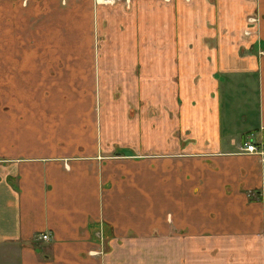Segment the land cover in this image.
<instances>
[{"label": "crops", "instance_id": "1", "mask_svg": "<svg viewBox=\"0 0 264 264\" xmlns=\"http://www.w3.org/2000/svg\"><path fill=\"white\" fill-rule=\"evenodd\" d=\"M263 125L264 0H0V255L264 264Z\"/></svg>", "mask_w": 264, "mask_h": 264}, {"label": "built area", "instance_id": "2", "mask_svg": "<svg viewBox=\"0 0 264 264\" xmlns=\"http://www.w3.org/2000/svg\"><path fill=\"white\" fill-rule=\"evenodd\" d=\"M111 1V0H107ZM253 134L249 137L247 141H244L241 150L243 152L257 154L261 157L263 163H264V125L261 127V135L258 140H255L252 138ZM43 239H47L48 235L43 234Z\"/></svg>", "mask_w": 264, "mask_h": 264}, {"label": "rangeland", "instance_id": "3", "mask_svg": "<svg viewBox=\"0 0 264 264\" xmlns=\"http://www.w3.org/2000/svg\"><path fill=\"white\" fill-rule=\"evenodd\" d=\"M98 41H99V38H98ZM183 73H184L183 70H178L177 75L174 74L173 76H174L175 78H177V80H179V79L181 78V75H182ZM200 79H201V77H198L197 80H195V81H193V82H194V83H197ZM237 80H241V79L238 78ZM190 87H192V86L189 85V86H185V87H184L185 90H186V92L189 91V88H190ZM179 96H180V90H179ZM258 136H259V135H255L254 139H255V138H258ZM10 257H11V256H10L9 253H8V254L0 255V264H15L14 259L11 260Z\"/></svg>", "mask_w": 264, "mask_h": 264}, {"label": "trees", "instance_id": "4", "mask_svg": "<svg viewBox=\"0 0 264 264\" xmlns=\"http://www.w3.org/2000/svg\"><path fill=\"white\" fill-rule=\"evenodd\" d=\"M225 78H226V76H225ZM226 81H228V79H226Z\"/></svg>", "mask_w": 264, "mask_h": 264}, {"label": "flooded vegetation", "instance_id": "5", "mask_svg": "<svg viewBox=\"0 0 264 264\" xmlns=\"http://www.w3.org/2000/svg\"><path fill=\"white\" fill-rule=\"evenodd\" d=\"M240 151H242L241 149H240ZM243 152V151H242Z\"/></svg>", "mask_w": 264, "mask_h": 264}]
</instances>
